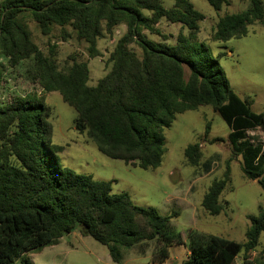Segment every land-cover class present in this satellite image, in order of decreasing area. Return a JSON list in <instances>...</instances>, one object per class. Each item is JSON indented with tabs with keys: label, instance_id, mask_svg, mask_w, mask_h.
<instances>
[{
	"label": "trees",
	"instance_id": "obj_1",
	"mask_svg": "<svg viewBox=\"0 0 264 264\" xmlns=\"http://www.w3.org/2000/svg\"><path fill=\"white\" fill-rule=\"evenodd\" d=\"M215 9L229 0H206ZM239 12L220 16L212 40L227 41L245 36L248 25L264 28V0H248ZM30 17L43 35L57 26L62 39L70 27L76 39L87 43L90 57L99 56L97 40L112 37L119 25L125 31L116 39L106 60L108 71L89 85L85 60L74 57L60 67L56 44L41 50L24 22ZM205 15L190 0H0V81L7 67L28 61L25 76L45 92L58 91L76 111L74 128L91 139L97 149L131 166L155 168L165 152L163 129L178 113L210 105L230 131L227 140L239 155L244 175L257 180L264 190V143L249 138L247 131H264V111L254 112L251 98L238 96L229 86L218 59L195 35ZM161 19L180 23L174 44L154 41L144 34L163 36L157 28ZM135 43L140 54L130 48ZM224 54L219 53L218 56ZM187 66L188 76H184ZM51 108L43 97L14 95L0 101V264L22 259L33 264L28 252L59 242L62 235L78 229L105 245L113 262L122 260V248L156 240L160 260L168 257L169 245L183 244V237L153 207L137 205L126 191L113 193L112 180H99L63 166L57 153L63 146L52 143ZM210 124L207 123L204 137ZM212 137L210 143L222 141ZM253 140V141H252ZM185 163L201 165L198 142L183 150ZM212 181L201 200L210 215L223 211L219 196L229 179ZM250 225L242 243L219 235L190 229L188 254L180 264H233L241 252L255 249L264 231V208L249 215ZM264 264V247L261 259Z\"/></svg>",
	"mask_w": 264,
	"mask_h": 264
},
{
	"label": "rangeland",
	"instance_id": "obj_2",
	"mask_svg": "<svg viewBox=\"0 0 264 264\" xmlns=\"http://www.w3.org/2000/svg\"><path fill=\"white\" fill-rule=\"evenodd\" d=\"M205 17L199 23L196 39L210 48L218 59L231 89L241 98H251L254 112L264 111V28L255 22L248 25V33L232 37L227 41L212 40L211 34L217 19L224 14L242 11L249 6L248 0H229L220 9H215L206 0H190ZM174 0H162L165 7H171ZM33 41L46 51L49 43L56 44V60L60 67L70 64L72 57L85 60L89 68V85H95L108 71L107 57L116 39L125 31L119 25L112 37L97 40L99 56L90 57L87 43L76 39L68 26L69 37L62 39L59 28L54 26L48 35H43L36 23L25 17ZM157 28L166 36L151 34L143 30L147 38L174 44L179 31L187 30L180 23L161 19ZM130 48L140 54L139 47L132 43ZM223 52L224 54L219 55ZM28 61L16 67H7L0 81V101H7L14 95L31 94L43 97L51 108L49 118L52 128V143L63 146L57 153L60 163L77 173L90 174L95 179L112 180L111 191H126L133 202L140 206L153 207L162 215H172L170 223L181 232L183 244L169 245L168 257L160 260L156 255L163 243L150 240L122 248L120 263L112 261L108 249L89 235H81L78 229L62 235L59 242L28 252L26 256L33 264H180L188 254L187 234L196 229L206 234L219 235L237 242L246 240L249 215H257L264 208V190L257 180L248 179L241 167V158L235 154L227 140L230 131L220 114L210 105H199L175 115L168 127L163 129L165 152L161 163L155 168L131 166L119 159H112L101 153L85 133L74 128L75 109L63 101L58 91L45 92L25 76ZM184 67L187 78L188 69ZM207 123L210 124L204 137ZM249 138L264 143V131L260 128L248 131ZM212 137L222 141L209 142ZM198 142L202 159L210 163L211 171L203 173L201 165L185 163L184 148ZM229 166V179L219 199L223 211L218 215L208 214L201 206L204 193L212 181L223 177ZM258 246L245 253L241 252L233 264H258L264 247V231L258 238ZM13 264H24L17 259Z\"/></svg>",
	"mask_w": 264,
	"mask_h": 264
},
{
	"label": "crops",
	"instance_id": "obj_3",
	"mask_svg": "<svg viewBox=\"0 0 264 264\" xmlns=\"http://www.w3.org/2000/svg\"><path fill=\"white\" fill-rule=\"evenodd\" d=\"M257 129H258V128H257ZM248 131H251V130H248ZM248 131H247V134H248ZM253 140H254V139H253ZM253 140H252V141H253Z\"/></svg>",
	"mask_w": 264,
	"mask_h": 264
}]
</instances>
